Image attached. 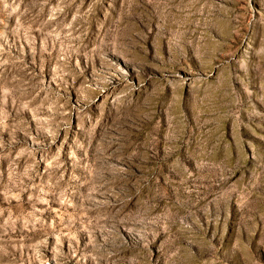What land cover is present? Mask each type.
Wrapping results in <instances>:
<instances>
[{"label": "rangeland", "instance_id": "374dc122", "mask_svg": "<svg viewBox=\"0 0 264 264\" xmlns=\"http://www.w3.org/2000/svg\"><path fill=\"white\" fill-rule=\"evenodd\" d=\"M0 264H264V0H0Z\"/></svg>", "mask_w": 264, "mask_h": 264}]
</instances>
